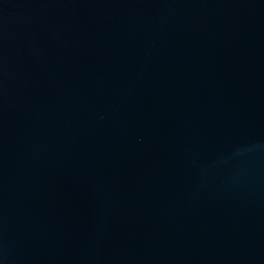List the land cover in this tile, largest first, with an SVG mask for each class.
Listing matches in <instances>:
<instances>
[{
  "label": "water",
  "instance_id": "1",
  "mask_svg": "<svg viewBox=\"0 0 264 264\" xmlns=\"http://www.w3.org/2000/svg\"><path fill=\"white\" fill-rule=\"evenodd\" d=\"M0 264H264V0H0Z\"/></svg>",
  "mask_w": 264,
  "mask_h": 264
}]
</instances>
